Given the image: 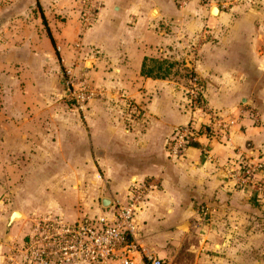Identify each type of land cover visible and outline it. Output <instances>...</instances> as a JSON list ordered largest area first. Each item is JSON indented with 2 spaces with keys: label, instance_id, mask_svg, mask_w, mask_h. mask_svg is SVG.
Instances as JSON below:
<instances>
[{
  "label": "crops",
  "instance_id": "obj_1",
  "mask_svg": "<svg viewBox=\"0 0 264 264\" xmlns=\"http://www.w3.org/2000/svg\"><path fill=\"white\" fill-rule=\"evenodd\" d=\"M180 2L98 0L85 27L81 0H0L7 221L14 211L27 226L36 211L112 221L101 199L125 205L146 181L135 237L164 264H264V192L231 178L239 164H264V0ZM144 59L180 60L202 82L205 111L189 106L188 76H142ZM65 71L99 91L82 112L65 100ZM245 104L258 106L260 124ZM186 124L196 140L168 156Z\"/></svg>",
  "mask_w": 264,
  "mask_h": 264
},
{
  "label": "built area",
  "instance_id": "obj_2",
  "mask_svg": "<svg viewBox=\"0 0 264 264\" xmlns=\"http://www.w3.org/2000/svg\"><path fill=\"white\" fill-rule=\"evenodd\" d=\"M203 0H181L180 6L188 2ZM80 21L90 27L98 11V0H81ZM66 95L72 106L83 110L99 91L82 77L71 71L63 73ZM202 82L192 75L187 89L188 103L192 110L204 112ZM135 110V106H130ZM215 126L224 127L226 122L215 114ZM230 124V122H229ZM212 129L207 126L205 131ZM198 130L191 124L179 127L167 142V154L177 158L196 140ZM262 162L247 161L239 164L231 178L240 187L254 192H264ZM152 184L134 182L129 190L125 205L113 202V219L106 217L93 220L69 221L63 215L33 212L27 218L29 229L21 244L8 248L5 264H164L153 252L147 251L135 237L134 220L148 200ZM201 213L205 210L200 209Z\"/></svg>",
  "mask_w": 264,
  "mask_h": 264
},
{
  "label": "rangeland",
  "instance_id": "obj_3",
  "mask_svg": "<svg viewBox=\"0 0 264 264\" xmlns=\"http://www.w3.org/2000/svg\"><path fill=\"white\" fill-rule=\"evenodd\" d=\"M171 61L176 63V66L173 68V70L169 72L171 75L176 73L175 76L178 74H180L181 76L182 75L189 76V74H186L184 70L182 69V62H180V60H176V61L171 60ZM65 100L69 103L70 108L77 110L72 106V103L69 101L68 98H66ZM244 106L246 107V109H248L249 113L254 118L255 123L260 124L261 114H260L258 106H255L253 104H250V106L245 104ZM84 110L85 109L77 110V111L82 112ZM3 185L5 184L0 183V255L2 254L4 257L8 248H10L13 245L17 246L21 244L22 239L28 232L29 226H27L25 222H18L17 225L14 227L11 226L9 229L5 228V225L7 222V216L11 213L12 210H14V207L8 206L10 199H8L7 197L8 194L3 192V189H2ZM4 237H6L5 240H4ZM2 264H5L4 258H3Z\"/></svg>",
  "mask_w": 264,
  "mask_h": 264
},
{
  "label": "trees",
  "instance_id": "obj_4",
  "mask_svg": "<svg viewBox=\"0 0 264 264\" xmlns=\"http://www.w3.org/2000/svg\"><path fill=\"white\" fill-rule=\"evenodd\" d=\"M144 59V63L142 65L141 74L142 76L151 77V78H165L170 74V70H172L176 63L166 59H151L148 61ZM191 77V74L188 76Z\"/></svg>",
  "mask_w": 264,
  "mask_h": 264
},
{
  "label": "water",
  "instance_id": "obj_5",
  "mask_svg": "<svg viewBox=\"0 0 264 264\" xmlns=\"http://www.w3.org/2000/svg\"><path fill=\"white\" fill-rule=\"evenodd\" d=\"M211 12L212 15H216L218 13V8L213 7ZM111 205L112 200L110 198L104 197L101 199V207L103 209H108ZM21 220H23L22 214H20L18 211H14L8 218L7 229H9L14 223H17Z\"/></svg>",
  "mask_w": 264,
  "mask_h": 264
},
{
  "label": "bare ground",
  "instance_id": "obj_6",
  "mask_svg": "<svg viewBox=\"0 0 264 264\" xmlns=\"http://www.w3.org/2000/svg\"><path fill=\"white\" fill-rule=\"evenodd\" d=\"M217 15V14H216Z\"/></svg>",
  "mask_w": 264,
  "mask_h": 264
}]
</instances>
